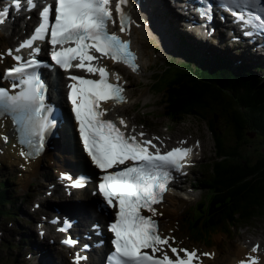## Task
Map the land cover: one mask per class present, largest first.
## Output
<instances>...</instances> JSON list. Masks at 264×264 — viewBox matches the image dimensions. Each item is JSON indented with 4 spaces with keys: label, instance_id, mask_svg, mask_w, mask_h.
I'll use <instances>...</instances> for the list:
<instances>
[{
    "label": "snow or ice",
    "instance_id": "snow-or-ice-1",
    "mask_svg": "<svg viewBox=\"0 0 264 264\" xmlns=\"http://www.w3.org/2000/svg\"><path fill=\"white\" fill-rule=\"evenodd\" d=\"M201 2L204 7L196 11L207 26L213 15L212 0ZM12 3L15 11L21 10V0H12ZM26 4L28 11L37 7L36 0H26ZM110 4L111 0H54L53 6L46 4L39 10L38 24L33 33L15 49L17 53L25 47L31 49L32 58L23 60L20 55H14L13 50H7V56L15 64L0 73V79L7 78L12 88L19 90L9 94L6 88L0 87V119H10L18 143L28 149L20 151L21 157L35 159L42 153L58 121L53 107L46 103V86L37 71L41 62L35 58L40 48L33 44L45 41L48 35L47 42L52 46L50 59L55 66L65 72L75 67L86 73L99 74V79L69 75L67 79L71 83L66 87L82 153L98 170L96 192L93 194L102 198L100 209L105 213L111 210L114 217L106 226L111 234L107 261L110 264H195L199 258L197 251L175 246V238L163 235L153 219L158 214L162 215L154 205L160 204L164 194L170 190L169 186L175 180L173 173L186 175L181 170L192 149L173 148L162 153L151 140L143 139V132L136 133L134 125L131 132L123 131L122 128L128 127L123 118H119L118 124L106 119L108 109L101 107V102H125L124 89L109 83L105 68L93 66L92 62L99 57H107L124 63L132 71L137 70L136 57L129 50V42L108 31V23H116ZM217 5L218 10L229 14L231 22L237 30H242L241 34L248 42L255 38L264 39V0H217ZM130 7L131 0L115 2L122 33L133 22L128 11ZM9 15V8L0 11V25L6 23ZM0 59H3V54H0ZM73 61L78 63L73 64ZM0 142L8 143L2 131ZM60 178L71 181L69 186L73 188L85 187L88 182L86 176L80 177V182L65 174ZM144 212L148 215L142 214ZM64 223L68 224V221ZM92 227L96 235H101L99 224ZM59 230L63 232L66 229ZM62 243L75 246L78 242L69 237ZM82 247L87 251L89 245ZM256 251L253 247L252 252ZM86 260V256L77 254L75 264ZM239 264H257V260L247 257Z\"/></svg>",
    "mask_w": 264,
    "mask_h": 264
},
{
    "label": "trees",
    "instance_id": "trees-1",
    "mask_svg": "<svg viewBox=\"0 0 264 264\" xmlns=\"http://www.w3.org/2000/svg\"><path fill=\"white\" fill-rule=\"evenodd\" d=\"M208 91L209 93L205 92ZM170 93L175 98V103L177 102L180 113L183 115H187L189 113L195 112V109L198 111H203L206 107L210 108V112H214V108L221 107L222 109H227V111L232 115L230 120L236 122V125L241 123L242 127H238L241 134H245V128L254 127L256 130L260 131V134L264 137V114L263 111H259L262 115L252 116V120L250 125H248V121H246L245 116L242 115L240 111L236 109H231L236 114L234 115L230 112V106L223 105V103L219 102V96L214 94V91L207 89L202 90L199 87H196L194 90L182 88V90L178 92H174L173 90ZM238 98L231 99V102L234 106L239 105L241 100L239 96ZM259 99L257 102H261ZM242 107H245V104L242 103ZM221 113V112H220ZM223 114V113H221ZM224 115V114H223ZM235 132V131H234ZM232 134H230V138ZM245 137L252 141V139ZM225 140L218 139L217 145L219 148L223 149L227 146ZM245 145V142L241 143ZM229 145V144H228ZM239 145V143L237 144ZM240 146V145H239ZM230 148H236L235 146H230ZM228 155H231L230 152H227ZM260 160L254 163L251 160H247V156H244L240 153H235V155L231 156V159H227L224 162L218 164V174H220L221 178L223 177L225 186L227 189V194L224 196L226 200L228 198H232L238 202H244L248 204V206L253 207L264 206V155H261ZM217 168V167H216Z\"/></svg>",
    "mask_w": 264,
    "mask_h": 264
},
{
    "label": "bare ground",
    "instance_id": "bare-ground-1",
    "mask_svg": "<svg viewBox=\"0 0 264 264\" xmlns=\"http://www.w3.org/2000/svg\"><path fill=\"white\" fill-rule=\"evenodd\" d=\"M146 1H148V2H150V3H152L153 5H158L157 3H155L153 0H146ZM136 4H141L140 2H139V0H136ZM141 7H143V6H141ZM146 11H148V13L146 12L145 13V11H143L142 9H140V13L138 14V16H137V13H136V17L139 19V20H141L142 19V17H144L146 20H148L149 22H150V24L152 25V26H154V25H158L159 24V22L157 21V18L155 17V16H153L152 15V13L147 9V8H145V7H143ZM185 19V18H184ZM187 19V18H186ZM189 21V20H188ZM198 30H199V32H200V34L202 35V38L203 39H206L207 37L203 34V32H202V30H201V26H198ZM132 38L133 39H135V41H137V36H136V33H135V31L132 33ZM162 38H163V36H162ZM134 41V43H135V45H138V43L137 42H135ZM1 69V68H0ZM141 69H143V67L141 66ZM145 69H146V67H145ZM145 69L144 70H142L143 72H145ZM239 76V75H238ZM48 77H49V80L52 78L51 77V75H48ZM56 88L58 89V91L59 92H61L60 91V89H59V81H58V83H57V86H56ZM60 94V93H59ZM52 95H54V96H59V95H56L55 93L54 94H52ZM263 97H264V94H262V92L260 91V90H256L253 94H251V98L255 101V102H257L259 99H261V100H263ZM61 99V98H60ZM117 111H119V109H116ZM221 121H223V120H221ZM6 128V126L5 127H0V131H2V134L3 135H5V136H7V138H8V140H13L14 139V134L12 133V132H7V130L5 129ZM232 135H234V134H232ZM1 144H2V142H1ZM3 144L1 145V147L3 148ZM8 148L11 150L12 149V145L10 144L9 146H8ZM6 150L5 152H7L6 154H5V156H3V155H0V160H2V161H5V162H7V163H17V162H19V159L20 158H18V154H17V150H12V151H10V150ZM11 152V153H10ZM80 159V161L79 162H81V164H82V166L83 165H85L86 166V161L85 160H83L82 161V158H79ZM24 160V159H23ZM66 161V160H65ZM68 164H70L72 161L71 160H69V159H67V161H66ZM21 163H22V161H21ZM39 163V161H36L35 162V160L34 161H30V162H26L25 164L26 165H28V166H30L29 168H28V171L29 172H32V173H34V172H36L37 171V164ZM71 165H73V163L71 164ZM86 173H87V171H86ZM29 176H32L31 174H28ZM9 181H10V183L11 184H13L14 185V178H13V175L8 179ZM25 186V185H24ZM181 198H179V197H172V198H170L169 200H168V202H167V205H166V209L167 210H171L172 212H174V213H176V214H180L184 209H186L187 207L186 206H188L194 199H195V196H193V195H191V194H185L184 196H180ZM77 200V199H76ZM97 200V198L96 197H93V198H90L89 200H88V203H84L83 205H82V207H76V206H74V214H75V216H76V218L80 221V224L81 225H84L85 227H89L87 224H86V222L89 220V219H94V220H96L97 219V217H99V219L101 220L102 219V216L101 215H96V213L95 212H93L92 210H90L93 206H94V202ZM40 201H42V202H44V200L42 199V198H40ZM79 203H76V205H78ZM64 208H62V210H63ZM164 221H166V220H164ZM37 225H38V223H37ZM108 244H109V242H107ZM246 248V247H245ZM199 252H201V251H199ZM243 254H248V251H246V249L245 250H240L239 251V253H238V256L237 257H240L241 255H243ZM61 261V260H60ZM42 262H45V263H47V260L46 259H42ZM56 263L57 264H60V263H62V262H58V261H56Z\"/></svg>",
    "mask_w": 264,
    "mask_h": 264
},
{
    "label": "rangeland",
    "instance_id": "rangeland-1",
    "mask_svg": "<svg viewBox=\"0 0 264 264\" xmlns=\"http://www.w3.org/2000/svg\"><path fill=\"white\" fill-rule=\"evenodd\" d=\"M145 69V66H143V69L142 70H144ZM223 84V83H222ZM239 90V89H238ZM224 92V95H221L220 96V98H223V97H227V99H229L228 98V95H229V92L228 91H226V90H224L223 91ZM157 95V94H156ZM237 96H239V98H240V100L241 99H243L244 97V95H242L241 94V90H240V93H239V95H237ZM219 98V99H220ZM219 102H221V103H223V105H225V106H227V105H229V102L226 100V101H219ZM161 109H164V108H161ZM229 110H231V109H229ZM157 112H159V113H155L154 114V118H153V120H154V122H157V121H160V120H162V118L161 119H155V117H157V116H159V117H162V114L160 113V110H156ZM204 112H208V111H211L210 110V108H205L204 110H203ZM261 111V110H260ZM216 112H221V113H223L225 116H227V117H231L232 115L227 111V109H222L221 107H216V108H214V113H216ZM230 112H232L234 115L236 114L234 111H230ZM220 113V114H221ZM250 113L252 114V112L250 111ZM262 114H264V109H263V112H262ZM261 114V115H262ZM264 117V116H263ZM232 122V121H231ZM143 123H145V122H143ZM250 123H251V121H249V123H248V125H250ZM183 124H187L185 127H186V129H184V131H182V133L183 134H185L184 132H187V133H192L193 132V134L194 135H196V136H200L201 138L202 137H204L205 138V140H206V152H207V155H209V157H212V140H213V138H212V135H211V133H210V131H209V129H208V126L206 125V124H200L199 122H197V121H188V122H185V123H183ZM237 127H242V124L241 123H239V124H237ZM195 131V132H194ZM250 133L246 130V128H245V126H244V133H245V135H247V133L248 134H258V135H261L260 134V131L259 130H256L254 127H250ZM254 142H256V144H257V147H264V139L262 138V137H259L258 139H256ZM264 150V149H263ZM13 174L12 173H10L9 171H8V175H7V177H10V176H12ZM17 183V182H16ZM21 185L25 188V184H24V182L23 181H21ZM25 190H26V192L28 191V187L27 188H25ZM25 193V192H24ZM17 195H18V193H17ZM17 195H15L16 197H19V196H17ZM25 195H28V194H25ZM3 219V218H2ZM8 219H4L1 223H6V221H7ZM257 229L255 228V229H250L249 231H247V233L248 234H256V235H262V236H264V226L263 225H257ZM249 236L248 235H244V237H243V244L244 243H247V241L249 240ZM18 253H16V255H15V257H9V259L10 260H12V261H16L17 263L19 262V260L21 259L22 261H24V258H23V256L21 255H19V251L18 250H16ZM32 260V259H31ZM3 261H5V258L4 257H0V262H3ZM26 264V263H25ZM32 264H33V262H32Z\"/></svg>",
    "mask_w": 264,
    "mask_h": 264
}]
</instances>
